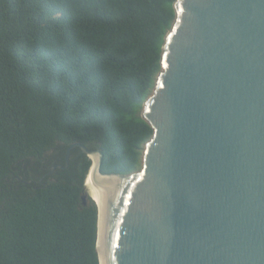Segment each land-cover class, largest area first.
Returning a JSON list of instances; mask_svg holds the SVG:
<instances>
[{"label":"trees","instance_id":"1","mask_svg":"<svg viewBox=\"0 0 264 264\" xmlns=\"http://www.w3.org/2000/svg\"><path fill=\"white\" fill-rule=\"evenodd\" d=\"M175 0H0V264H99L84 181L141 168ZM41 180V182H39Z\"/></svg>","mask_w":264,"mask_h":264},{"label":"water","instance_id":"2","mask_svg":"<svg viewBox=\"0 0 264 264\" xmlns=\"http://www.w3.org/2000/svg\"><path fill=\"white\" fill-rule=\"evenodd\" d=\"M173 7L141 168L103 174L101 151L73 143L45 175L74 147L91 160L99 264V240L105 264H264V0Z\"/></svg>","mask_w":264,"mask_h":264},{"label":"bare ground","instance_id":"3","mask_svg":"<svg viewBox=\"0 0 264 264\" xmlns=\"http://www.w3.org/2000/svg\"><path fill=\"white\" fill-rule=\"evenodd\" d=\"M92 159L94 160V157H92ZM91 174H94L93 167H91L89 169V172H88V175H87V181H86V185L88 186V190H90V192L92 193V191H94V188H93V182H92V180L89 177V175H91ZM98 201H99L100 207L104 208V206H105V196H104V193L102 191L100 192V196H99V200ZM100 239H101V236H100ZM98 254L100 256V261H101L100 264H105V262H104V247H103V244L100 243V240L98 242Z\"/></svg>","mask_w":264,"mask_h":264},{"label":"flooded vegetation","instance_id":"4","mask_svg":"<svg viewBox=\"0 0 264 264\" xmlns=\"http://www.w3.org/2000/svg\"><path fill=\"white\" fill-rule=\"evenodd\" d=\"M40 181V180H39Z\"/></svg>","mask_w":264,"mask_h":264}]
</instances>
